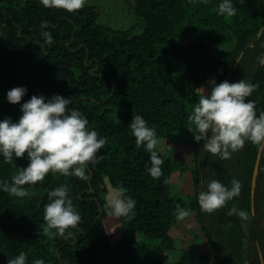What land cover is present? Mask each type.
<instances>
[{"label":"trees","instance_id":"16d2710c","mask_svg":"<svg viewBox=\"0 0 264 264\" xmlns=\"http://www.w3.org/2000/svg\"><path fill=\"white\" fill-rule=\"evenodd\" d=\"M135 2L143 19L139 34L99 24L93 5L69 12L45 7L41 0H0V119L17 120L20 104L33 94L50 98L59 93L106 137L98 153L102 159L88 165L85 178L50 172L43 181L25 185L23 197L0 190V264H8L20 251L28 254V264L35 259L44 264H201L194 248L175 255L169 231L178 207L195 215L211 250L209 264H264V146L246 141L222 158L205 149L203 139L194 138L190 128L195 131V125L188 119L198 103V89L211 74L216 82L244 79L257 84L247 99L255 102L257 114L264 111V9L233 0L237 11L228 17L218 13L221 0ZM230 37L233 45L187 62L175 80L171 67L180 57ZM184 39L190 41L185 50L180 46ZM20 85L28 91L20 102H9L7 90ZM137 113L156 128L159 138L173 131L187 133L193 146L191 164L158 148L163 174L153 178L147 171L150 153L136 144L130 128ZM28 163L26 153L11 162L0 156V180L11 182ZM184 170L192 178L189 200L171 194ZM105 178L136 200L135 215L119 217L122 234L114 242L103 223L111 215L103 197ZM213 179L229 187L238 179L241 190L209 213L201 209L198 195ZM61 184L70 186L82 217L71 240L49 238L43 219L48 192ZM233 205L248 210L249 217L228 215Z\"/></svg>","mask_w":264,"mask_h":264},{"label":"clouds","instance_id":"9594fccd","mask_svg":"<svg viewBox=\"0 0 264 264\" xmlns=\"http://www.w3.org/2000/svg\"><path fill=\"white\" fill-rule=\"evenodd\" d=\"M86 2L41 0L45 7L63 8L69 12L83 8ZM236 11L233 0H221L218 5L219 14L231 17ZM51 40L49 36V43ZM261 62L264 63V58ZM210 83V90L203 87L198 103L188 117L195 125V131L190 128L194 138L197 141L203 139V147L222 158L230 157L246 141L264 146V111L257 114L255 102L247 99L257 84L244 79L232 82H216L212 79ZM27 91L25 85L14 86L7 90V100L11 103L20 102ZM70 105V98L59 93L50 98L44 94H33L20 104L22 114L17 120L11 117L0 119V156L5 162H11L14 157L26 153L29 160L27 166L20 167L18 173L11 177V182L0 180V190L23 197L27 195L25 185L43 181L50 172L85 178L88 165H95L102 159L98 153L105 146L106 137L90 126L86 115ZM130 128L136 144L150 153L147 171L158 179L163 174L161 165L164 160L159 154L160 141L156 128L149 126L139 113L132 117ZM240 190L241 181L238 179L232 181L231 187L213 179L207 183L206 190L200 191L198 202L202 210L211 213L237 197ZM69 192L68 184H61L48 192L43 219L49 238H74L73 230L78 227L82 217ZM126 192L124 187L114 189L107 198V204L111 214L131 219L135 215L136 200ZM189 214L186 208L176 209L178 220H183ZM227 214H236L242 219L249 217L248 210L235 205L228 208ZM8 264H28V254L20 251L8 259ZM32 264H44V260L35 259Z\"/></svg>","mask_w":264,"mask_h":264},{"label":"rangeland","instance_id":"374dc122","mask_svg":"<svg viewBox=\"0 0 264 264\" xmlns=\"http://www.w3.org/2000/svg\"><path fill=\"white\" fill-rule=\"evenodd\" d=\"M257 8L264 9V0H247ZM85 5H93L98 11L97 22L103 26L110 27L116 30H127L130 34H139L143 31V19L136 11L135 0H87ZM234 37L226 38L218 42L208 44L195 51L188 52L180 57L171 67V71L175 80L178 82L184 65L192 60H200L212 56L224 49H227L234 43ZM0 43H4L0 34ZM190 41L184 39L180 41V46L185 50ZM213 74L209 80L201 88L198 89V94H202L203 87L207 90L210 81L213 79ZM117 187L110 185L105 178V192L103 197L107 201L109 194ZM104 226L107 230L108 238L111 242L116 241L122 234L119 217L111 214L104 221Z\"/></svg>","mask_w":264,"mask_h":264},{"label":"crops","instance_id":"0c3cea01","mask_svg":"<svg viewBox=\"0 0 264 264\" xmlns=\"http://www.w3.org/2000/svg\"><path fill=\"white\" fill-rule=\"evenodd\" d=\"M158 148L167 156L178 162L191 164L193 156V146L191 138L182 131H173L167 137L159 138ZM192 178L188 170L180 171L171 188V194L184 200H189L192 196ZM170 234L175 242V255L181 249L194 248L197 250L201 264L211 262V250L201 233L195 215L190 212L189 216L183 220H174L171 223Z\"/></svg>","mask_w":264,"mask_h":264},{"label":"water","instance_id":"95a60500","mask_svg":"<svg viewBox=\"0 0 264 264\" xmlns=\"http://www.w3.org/2000/svg\"><path fill=\"white\" fill-rule=\"evenodd\" d=\"M258 164H259V157H257L255 165H254V171H253V177H252L253 181L255 180V177H256V173L258 170Z\"/></svg>","mask_w":264,"mask_h":264}]
</instances>
